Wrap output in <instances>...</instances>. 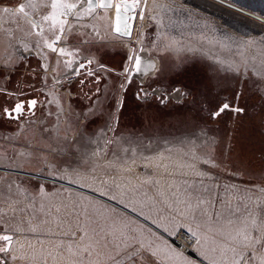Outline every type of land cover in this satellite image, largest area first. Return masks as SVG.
Segmentation results:
<instances>
[{
	"label": "rangeland",
	"instance_id": "obj_1",
	"mask_svg": "<svg viewBox=\"0 0 264 264\" xmlns=\"http://www.w3.org/2000/svg\"><path fill=\"white\" fill-rule=\"evenodd\" d=\"M33 2L30 8L29 0L0 1V86L13 85L14 79L20 84L26 73L38 81L32 63L41 34L30 30L32 19L51 29L42 19L51 8L50 0ZM69 2L77 4L71 15L85 12L83 0ZM141 2L144 19L129 39L112 32L113 9L92 12L104 41L94 36L93 48L84 47L79 55L101 61L108 50L109 72L80 75L93 91L86 102L77 99V114L63 113L52 97L37 104L32 115L7 119L4 110H11L21 87H12L13 96L0 93V156L22 160L27 145L37 142L21 143L22 130L4 124L33 122L45 132L44 182L0 175V231L14 235L8 264H232L239 253L241 264L264 260V22L251 21V15L264 17V0ZM16 5H25L26 12L8 7ZM72 26L68 30L74 33ZM92 35L87 27L79 37ZM143 48L160 61L147 84L181 85L189 93L183 102L135 101L137 81L130 76ZM199 53L230 63L221 73V97L208 102L238 96V87L246 85L238 98L244 112L203 115L199 110L200 84L212 82L200 72ZM46 106L52 113L44 112ZM101 128L107 129L104 144ZM149 140L173 144H141ZM31 154L36 158L42 152ZM39 186L47 192H28ZM243 229L253 238L248 247L237 237ZM182 230L195 234L185 252L173 239Z\"/></svg>",
	"mask_w": 264,
	"mask_h": 264
},
{
	"label": "flooded vegetation",
	"instance_id": "obj_2",
	"mask_svg": "<svg viewBox=\"0 0 264 264\" xmlns=\"http://www.w3.org/2000/svg\"><path fill=\"white\" fill-rule=\"evenodd\" d=\"M13 1V0H10ZM17 1V0H16ZM82 6L87 8L86 0H83ZM96 9H101V8H96ZM107 10V9H106ZM108 12V10H107ZM248 12V11H246ZM80 15L77 16L75 15H69L66 17H62L61 19L66 20V18L69 17L70 19L76 20L74 28V33H67L65 32V28L63 33H60L57 30H53L50 28L44 29L43 24L39 28H33L30 31L31 32H39L41 34L38 36L39 38H36L38 45H40V51L33 52V55H36L37 60L34 61L36 63H32V66L37 67V76H38V81L35 83L34 81L31 80V78H34V75L31 73H26L24 76H22V80L19 84L18 79L12 80L10 83L6 85L4 83L3 86H0V93L8 94L9 96H13V93L15 92L12 87H21L20 95L18 96L19 99L14 100L13 103L11 104V110L15 107L16 104L22 103L23 108L21 113H15L13 112L12 115L15 118H9L6 116L7 119L11 120H17L20 116L22 115H32L35 113V108L37 104L40 102H43L45 104H48L49 101H51L52 97L57 101V106L59 110H63L69 115L71 114H77L74 109L76 110V101L78 98L84 99L86 102L92 95L93 89L92 85H90V80H87V77H80V75L86 73L90 74L93 73L94 71H99L101 69V73L103 76L107 75L105 72H109V66H108V50L105 54L102 52V60L99 61L97 58H95L92 54H82L79 55L81 49L84 47H89L93 48V46H90V44L94 43V36H97L98 39L96 41H104L103 39H99V33L97 32L99 22L96 20L97 17H94V14H86L85 12L79 13ZM96 18V19H95ZM94 24L96 25L94 28ZM87 27H89V30L94 33V35L89 38V36H81V32L87 31ZM38 29V30H37ZM43 29V31H41ZM49 30H52L51 32H48ZM65 32V33H64ZM59 41L55 42L53 45H57L54 47L56 51H53L49 49L46 46L45 41L51 43L55 39L56 35H60ZM47 36H50V41L47 38ZM29 41V40H28ZM99 43V42H97ZM107 43V42H106ZM100 46V45H98ZM108 49V44L104 45ZM64 49V54L60 53V50ZM143 50H145L143 48ZM208 51V50H207ZM32 53V51H29L28 54ZM202 53H199V56H201V60L203 65H200V72L202 75H205V73L212 78V82L208 81L207 83H201L200 84V93H199V110L203 113V115L210 114L219 112L220 108L222 105L227 103L229 105L228 109H225V111H229L230 113H233V115H237L238 113L244 112V105L240 104L238 102L239 94L241 90H245L246 85H240L238 88V96H234L235 99L231 97H226L224 99L219 98V101L215 104H210L208 102V99L216 97V94H219L221 97V84L220 82L222 81L221 78V73L223 69L227 68L229 62H223L220 59H218L216 56L213 55H208V57L203 58ZM53 55V57H52ZM79 55V56H78ZM131 56V55H130ZM130 56L128 57V60L130 59ZM213 56V60H211L209 57ZM157 66L155 70L152 72V74L146 76L145 78H139L138 76H130V78H134L137 81L136 87L133 90V98L135 101L139 103H148V102H157L160 104H167V103H181L183 102L189 93L181 86V85H172L168 86L165 84H162L160 82H153L152 84H147L148 79H152L155 77L156 72L159 68V59L157 56ZM72 62V63H71ZM206 67V68H204ZM39 68V69H38ZM211 68H213L211 70ZM127 69V65H126ZM213 71V72H212ZM100 73V74H101ZM101 74V75H102ZM93 75V74H92ZM92 75H89V78L92 77ZM10 77V76H9ZM36 77V76H35ZM96 78V81L98 82L99 77L98 74L96 76H93ZM220 79H218V78ZM77 79L80 80V86H82L85 91V94L82 96H79V90H77L79 84ZM129 77L125 79V82L127 83ZM102 88H104L105 84L103 83V78H102ZM219 82V83H217ZM85 83V84H84ZM125 84V83H124ZM213 84V85H212ZM106 89V88H105ZM60 90V91H59ZM217 91V92H216ZM39 93V95H37ZM53 94V96H51ZM50 95V96H49ZM90 96V97H89ZM263 96H264V91H263ZM40 101L37 100V98ZM36 101L35 105L33 107H29V102L30 101ZM49 106H46L44 109L45 113H52L50 108H47ZM54 108V107H53ZM92 109V108H90ZM233 109H238L239 111H234ZM9 110V109H7ZM5 112V111H4ZM6 115V114H5ZM63 116V115H62ZM28 118V117H27ZM71 118V117H70ZM66 120V116L64 115L63 118ZM55 122V121H54ZM54 122H49L51 125H55ZM59 123H62L61 121ZM109 123V120L108 122ZM5 126H11L14 129H19L22 130L21 136L23 139L21 140L22 142L27 141L28 144H31L33 141H37L36 145L31 144L27 145L29 146V154L24 157V159L20 160L18 156H14L13 154H10V157L6 156H0L1 162L5 163V165L0 164V175H4V177H10V178H21V179H33L35 182L42 183L45 181L47 178L45 172H44V166L42 163H40V160H44L45 155L43 154L44 151L41 149V145L44 148L45 145V132L39 131L40 128L37 124L33 122H21V121H16L12 123H7L4 124ZM62 126H65L66 124L62 123ZM108 127V126H107ZM60 128V127H59ZM107 129L106 128H101L100 129V142L103 144L106 141L107 138ZM32 137H37L36 140H32ZM98 137V136H97ZM114 141V140H113ZM127 145H132V146H140L135 143H126ZM141 144H151L155 146L160 147H165L172 145L173 142L170 143V141H144L141 142ZM126 145V146H127ZM35 150L36 152H42V154H38L36 158H34L33 152ZM12 152V149H11ZM37 159V161H36ZM26 184H30V182H25ZM31 188V190L29 189ZM28 192H33V193H38V194H44L47 192V189L44 186H39L38 188H32L28 187L27 188ZM3 234H9L12 237L11 245H10V250L7 253H13L12 251V246H13V240H14V235L12 232H2L0 231V235ZM5 243V242H4ZM5 255V253H4ZM5 255V258L9 261L8 257H10V254L7 256ZM3 260V257L0 256V262Z\"/></svg>",
	"mask_w": 264,
	"mask_h": 264
},
{
	"label": "snow or ice",
	"instance_id": "obj_3",
	"mask_svg": "<svg viewBox=\"0 0 264 264\" xmlns=\"http://www.w3.org/2000/svg\"><path fill=\"white\" fill-rule=\"evenodd\" d=\"M136 2H138V0H133L132 4H130L128 2V0H121L120 3H117L115 5V9H116L115 30H116V32H118L122 35H128L129 34V25L127 22L128 17L126 15H122V11H123V13H128L130 10H132V8L135 7ZM35 6L36 5L34 4L33 0H29L27 7L34 8ZM49 6L51 8V12L48 15H45L44 17H42V19L46 22H51L53 29H57V27H58V31L60 33H63L65 20L61 19V17H66V16L71 15L73 13V10L77 7V4L76 3H70L69 0H50ZM112 7H113V4H112L111 0H87V8L85 10V13L91 14L92 12L95 11L96 8L108 9V8H112ZM5 11H7V9ZM19 11L20 12H26V6L21 5L19 7ZM76 15L79 16L80 14L77 13ZM32 27L35 29L38 27V24L36 22H33ZM41 31H43V29H41ZM59 39H60V36L56 35L53 42L49 43V42L45 41L46 46L49 49L56 51V49L53 47V44L55 42L59 41ZM60 53L64 54V49H61ZM140 65H141V61L139 60V58H137L136 59V70L137 71L141 70ZM149 67H151V65H149ZM35 103H36V101H34V100L30 101L29 107H33L35 105ZM228 108H229V105L227 103H225L224 105L221 106L219 112H223L225 109H228ZM22 110H23V104L18 103L15 105V107L12 110L5 109L4 111H5V114L9 118H15L12 115V113L13 112L21 113ZM233 110L239 111L238 109H233ZM219 112L214 113V115H219ZM253 223H255V222L253 221ZM237 237H239V242L244 247H248L249 242L253 240L250 233H248V231L246 229L239 230L237 232ZM233 240H236V238L234 237ZM0 241L5 242L2 246H0V253L8 252L10 250L12 237L9 235H0ZM255 242L259 243V240H256ZM230 250L233 253H235V248H232ZM236 255L238 256V258L233 259L232 264H241V262L244 260V254L239 253ZM251 258H254V257H251ZM0 264H2V262H0ZM226 264H227V262H226ZM261 264H264V260L261 261Z\"/></svg>",
	"mask_w": 264,
	"mask_h": 264
},
{
	"label": "bare ground",
	"instance_id": "obj_4",
	"mask_svg": "<svg viewBox=\"0 0 264 264\" xmlns=\"http://www.w3.org/2000/svg\"><path fill=\"white\" fill-rule=\"evenodd\" d=\"M141 5H142L141 0H138V2L136 3L135 9H134V11H135V18H134V22H133L132 32H134V30H135L137 21L140 20V19H144L143 14L140 13V11H141ZM8 7H10L11 9H15L16 8V9L19 10V8H18L17 5L16 6H8ZM112 9L114 10L113 7L112 8H108L107 10H108V12H111ZM111 21H112V19H111ZM132 35H133V33L131 34V37H132ZM145 50H147V49H145ZM145 50L140 51L141 55L139 57L140 58V61L143 62L142 69H141V71H135V74L133 75V76H138L141 79L142 78H145L146 76H148L150 74H152V72L155 70V68L157 66V58L155 56H149L146 53ZM149 65H151V67H149Z\"/></svg>",
	"mask_w": 264,
	"mask_h": 264
},
{
	"label": "water",
	"instance_id": "obj_5",
	"mask_svg": "<svg viewBox=\"0 0 264 264\" xmlns=\"http://www.w3.org/2000/svg\"><path fill=\"white\" fill-rule=\"evenodd\" d=\"M0 1L2 3H4V4L6 3V0H0ZM111 2L113 4V8H114V10H113V16H112V21H111V30H112V32L115 33V34H117V35H119V36H122L124 38H130L131 37V34H132L133 22H134V18H135V11H134L135 7L132 8V10H130L128 13H123V11H122V15H126L128 17V21L127 22H128V25H129V34L128 35H122V34L116 32V30H115V19H116V9H115V5L117 3H120L121 0H115V1L114 0H111ZM128 2L130 4H132L133 3V0H128ZM136 3H135V6H136ZM86 4H87V0H86ZM140 55H141V53H139L137 55V58H139ZM139 60H140V58H139ZM142 65H143V62H141L140 69H142ZM135 67H136V64H135ZM135 71H137L136 68H135V70H133L131 72V75H134L135 74ZM3 235H9V234H3Z\"/></svg>",
	"mask_w": 264,
	"mask_h": 264
},
{
	"label": "built area",
	"instance_id": "obj_6",
	"mask_svg": "<svg viewBox=\"0 0 264 264\" xmlns=\"http://www.w3.org/2000/svg\"><path fill=\"white\" fill-rule=\"evenodd\" d=\"M33 22H34V20L32 19V23ZM37 24L39 27L38 22H37ZM173 239L177 243V246L180 248V250L185 252V251L191 250V244L195 241V236L187 230H182L180 232V234L177 237H174ZM3 257L4 258L1 261L2 264H8L9 261L5 258V255Z\"/></svg>",
	"mask_w": 264,
	"mask_h": 264
},
{
	"label": "crops",
	"instance_id": "obj_7",
	"mask_svg": "<svg viewBox=\"0 0 264 264\" xmlns=\"http://www.w3.org/2000/svg\"><path fill=\"white\" fill-rule=\"evenodd\" d=\"M7 2H16V0H13V1H10V0H6ZM6 4V3H5ZM8 4V3H7ZM51 12V11H50ZM50 12H46V11H44V13L46 14V15H48ZM247 15H249L250 16V14H248L247 13ZM45 15L43 14V17H44ZM251 21L253 22V23H255V24H260V22H258L259 20L260 21H263L264 22V17H262V16H252L251 15ZM62 18V17H61ZM13 19H15V18H13ZM18 23V22H17ZM15 25H16V23H14ZM47 24L48 25H51V22H47ZM73 25V23L69 20V17L68 18H66V20H65V24H64V28H65V32L66 33H72V30H68V29H71V27H73L72 26ZM52 26V25H51ZM51 29H53V27H51ZM54 30V29H53ZM56 30H58V27H57V29ZM47 38L49 39V41H50V36H47ZM28 55V54H27ZM25 107V105L23 106V108ZM1 256V255H0ZM4 255H2V257H3ZM4 258V257H3Z\"/></svg>",
	"mask_w": 264,
	"mask_h": 264
}]
</instances>
